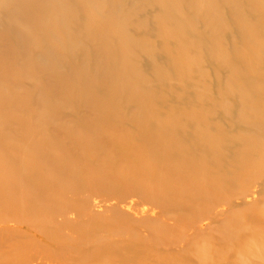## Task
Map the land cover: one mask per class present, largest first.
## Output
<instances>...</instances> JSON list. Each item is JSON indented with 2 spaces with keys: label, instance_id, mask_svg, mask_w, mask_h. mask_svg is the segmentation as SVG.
I'll return each mask as SVG.
<instances>
[{
  "label": "bare ground",
  "instance_id": "1",
  "mask_svg": "<svg viewBox=\"0 0 264 264\" xmlns=\"http://www.w3.org/2000/svg\"><path fill=\"white\" fill-rule=\"evenodd\" d=\"M250 1L0 0V222L19 226L0 229V264L264 261V6ZM128 199L155 222L135 227ZM244 211L262 230L238 240ZM160 221L191 231L172 262L137 244L158 243ZM213 222L224 237L196 240Z\"/></svg>",
  "mask_w": 264,
  "mask_h": 264
},
{
  "label": "rangeland",
  "instance_id": "2",
  "mask_svg": "<svg viewBox=\"0 0 264 264\" xmlns=\"http://www.w3.org/2000/svg\"><path fill=\"white\" fill-rule=\"evenodd\" d=\"M135 1H140V0H135ZM261 1L263 3V6H264V0H261ZM252 3H254V1L244 0V7H245V10L247 12H251L252 9L254 8V5ZM151 9H153V10H151ZM155 13H156V9L154 7H148L145 11L141 12L139 17L145 18V19L146 18H152L154 15H156ZM196 22L197 23H195V26L198 29L203 30L202 25L200 23H198L199 21H196ZM130 33L131 34L133 33V35L136 36L137 38H141L143 40L148 41V43L150 45L156 44L159 42L158 35L152 31H146L144 29H141L138 31L132 30V32L130 31ZM78 53L79 52H77V54ZM165 60H166L165 56L161 55L160 61L165 62ZM138 64H139L138 67L141 69V71L145 72V74L150 78V75L147 71L148 69L146 66L147 59H143L142 57H140L138 60ZM77 65L81 66L79 64H77ZM204 68L209 74L212 73V71H213L212 64L208 61L205 62ZM226 69L224 70L221 68L220 72H221L222 77H227L226 75H227L228 71H226ZM210 84H211V86L216 87L218 82L217 83L216 82L210 83ZM30 86H31L30 82L23 84V85H20V87H21L20 90L26 91V88H29ZM180 90H181L180 88L177 89V91H180ZM189 91H190V94L193 92L191 90H189ZM163 94H164V102L167 105V107L168 108H175L176 103L175 104L173 103V100H174L173 97H171L168 92H164ZM69 110L71 112H73V109H69ZM66 115H67V117L69 116L68 118L72 117V115L69 111L66 112ZM257 172H259V171H257ZM260 172H261L260 177H264V173H262V170H260ZM11 177H13V176H11ZM251 190H253V189H251ZM250 200H254V199L251 198ZM258 203H259V205H262L261 201ZM90 205H91V208L93 209V211L101 214L102 216L107 217L110 214L108 209L110 208V206L115 205V203H113V201L112 202L103 201V199L101 197H98L97 200H94V199L91 200ZM119 206H120L121 211H123L125 213L127 212L130 215V217L134 220L133 224L135 227L142 226V224L139 223V220H142V221L148 220L149 222L153 223L157 219L156 216L152 214L154 207H153V205H151L149 203H138V202L133 203L132 199H128L127 202L121 203V204H119ZM241 214L242 215L238 219H235L231 222L232 227H230V229L232 228L237 233H239V237H237L238 240L239 239L240 240L241 239L246 240L248 237H250L252 235H256L255 231L259 230V232H260L262 229H260L259 225H257V224L255 225L253 223V219H254L253 212L244 211ZM219 218L220 219L223 218L225 220L226 217L225 216H219ZM160 223H161L160 224L161 235H160V239H159L160 241H158V243L155 241H150L149 239L143 238L142 240L137 241V244L144 247V246H146V243L147 244L150 243L152 246H155L156 250H158L159 252H162L165 256H167L166 258H169L172 262V261L176 260V258H177L176 254L180 250H182V247H184L183 246L185 244V241L183 240V238L185 237L184 235L190 234L191 231H189V230L184 231L185 230L184 228H182L176 224H173V221H165V222L160 221ZM8 227L15 229V228H18L19 226L18 225H11L10 223L0 222V229H4V228H8ZM240 231H242V233H240ZM223 233L225 234V230L223 231L222 229H220L219 224L217 222H213L205 230L200 231L199 234L197 233L195 239L196 240L198 239L200 241L213 239V243H216V241H219V239L224 237ZM115 238L116 237H114V239ZM117 239L118 238H116L115 240H117ZM261 240L264 241V230L261 232ZM155 243H157V244H155ZM117 247L121 248L120 245ZM62 256L63 255H59L60 258ZM57 264H60V262L58 261ZM66 264H74V263H72V261L69 260L66 262ZM172 264H174V263H172ZM260 264H264V261H261Z\"/></svg>",
  "mask_w": 264,
  "mask_h": 264
}]
</instances>
